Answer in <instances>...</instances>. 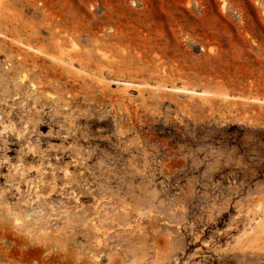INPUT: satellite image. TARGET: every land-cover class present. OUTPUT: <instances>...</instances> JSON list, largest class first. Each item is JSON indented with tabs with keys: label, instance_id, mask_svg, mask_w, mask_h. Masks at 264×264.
<instances>
[{
	"label": "rangeland",
	"instance_id": "1",
	"mask_svg": "<svg viewBox=\"0 0 264 264\" xmlns=\"http://www.w3.org/2000/svg\"><path fill=\"white\" fill-rule=\"evenodd\" d=\"M0 264H264V0H0Z\"/></svg>",
	"mask_w": 264,
	"mask_h": 264
},
{
	"label": "bare ground",
	"instance_id": "2",
	"mask_svg": "<svg viewBox=\"0 0 264 264\" xmlns=\"http://www.w3.org/2000/svg\"><path fill=\"white\" fill-rule=\"evenodd\" d=\"M37 51V50H36ZM62 60V59H61ZM100 243V242H99ZM102 243V242H101ZM83 262V261H82ZM85 262V261H84Z\"/></svg>",
	"mask_w": 264,
	"mask_h": 264
}]
</instances>
